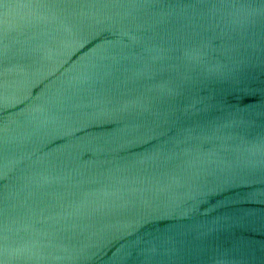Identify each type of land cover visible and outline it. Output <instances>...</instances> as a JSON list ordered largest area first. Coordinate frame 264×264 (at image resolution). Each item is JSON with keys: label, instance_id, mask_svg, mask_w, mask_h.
I'll use <instances>...</instances> for the list:
<instances>
[{"label": "water", "instance_id": "obj_1", "mask_svg": "<svg viewBox=\"0 0 264 264\" xmlns=\"http://www.w3.org/2000/svg\"><path fill=\"white\" fill-rule=\"evenodd\" d=\"M0 264H264V0H0Z\"/></svg>", "mask_w": 264, "mask_h": 264}]
</instances>
